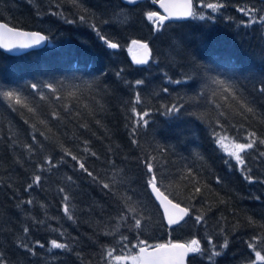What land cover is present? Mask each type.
Returning a JSON list of instances; mask_svg holds the SVG:
<instances>
[{"label":"trees","instance_id":"trees-1","mask_svg":"<svg viewBox=\"0 0 264 264\" xmlns=\"http://www.w3.org/2000/svg\"><path fill=\"white\" fill-rule=\"evenodd\" d=\"M259 2L196 0L190 20L156 28L150 0H0V20L49 39L23 55L0 50V264H111L135 255L138 241L193 239L200 251L189 264H262ZM134 40L150 45L147 66L132 63ZM218 135L252 143L243 164ZM153 176L189 208L181 226L165 224Z\"/></svg>","mask_w":264,"mask_h":264},{"label":"water","instance_id":"water-1","mask_svg":"<svg viewBox=\"0 0 264 264\" xmlns=\"http://www.w3.org/2000/svg\"><path fill=\"white\" fill-rule=\"evenodd\" d=\"M145 0H136L135 3L129 4L127 3V0H121L122 3L129 5V6H135L138 3H141ZM160 13L156 14V17L158 18V21L156 22V26L159 22H165V21H177V22H185L188 21L191 17H185L181 14L186 10L185 5L187 3V0H152ZM192 5V1H191ZM193 11V7H192ZM164 18V19H162ZM0 24L7 25L4 22H0ZM8 28H11L12 31L9 32ZM23 33V34H21ZM31 33H40L35 31H27L22 30L18 28H13L7 25L6 28H0V50L10 54V55H22L25 53H28L30 51L41 49L46 46L47 44V37L44 42H42L39 45L33 44V37L31 36ZM23 44H29L32 45L31 47H21ZM147 44V50L141 47L142 44L134 45L133 52L131 55V61L139 66L144 67L149 64L150 62V48L148 43ZM148 59L147 64H137L136 60L140 59L142 57H145ZM158 188V187H157ZM152 191V195L157 201V203L160 205L161 210L164 214V218L166 220V223L168 224V217L172 216L173 218H179L182 213H180V209H185L184 207H181L179 204L171 200L164 192H162L158 188V193L153 192L152 186L150 187ZM169 201L171 203H169ZM173 205H178V207H173ZM187 210V209H186ZM188 212V210H187ZM186 218V216H185ZM184 218V220H185ZM183 221L180 222V224ZM176 226V225H172ZM181 244L188 246L185 243H172V244H166L168 247L164 249L158 248V246L153 248H147L145 247V252L139 254L140 256V263L139 264H188L187 260L192 252H184L183 249H177L173 248L172 245ZM140 250V249H139ZM183 253V255H181Z\"/></svg>","mask_w":264,"mask_h":264},{"label":"snow or ice","instance_id":"snow-or-ice-1","mask_svg":"<svg viewBox=\"0 0 264 264\" xmlns=\"http://www.w3.org/2000/svg\"><path fill=\"white\" fill-rule=\"evenodd\" d=\"M135 2H136V0H127V3H129V4H133ZM205 6L207 8L212 9L213 11H215L218 7H222V5L213 4V3H208ZM185 8H186V10L181 15L182 16H185V17H192L194 15V13L192 11L191 0H187V3L185 5ZM240 11H244V9H240ZM250 11L251 10H249L248 12H245V14L246 15H250ZM155 15H156L155 12L150 13L149 16H148V19L151 20ZM200 18L203 19L204 17L201 16ZM81 19H83V17H81ZM162 19H164V18H162ZM261 22L264 23V18H262V21ZM6 27H7V25L0 24V28H6ZM8 31L11 32L12 29L11 28H8ZM21 34H23V33H21ZM31 36L33 37V44H36V45H39V44H41L42 42H44L46 40V37L44 35L40 34V33H31ZM132 43L133 44H137L139 42L134 40ZM31 46L32 45H29V44H23V45H21V47H24V48L31 47ZM107 47L109 49H116L118 47V45H117V43H111V42H109V43H107ZM141 47L144 48L145 50H147V47L148 46H147V44H142ZM136 63L137 64H140V65L147 64L148 63V59L145 56V57H142L140 59H137L136 60ZM136 83H137V85H139L142 82L141 81H136ZM177 83H179V81H177ZM217 83L223 84L222 81H217ZM31 87L35 90L37 88V85L36 84H33ZM46 87L49 88V89H52L53 88V86L51 84L46 85ZM261 91H264V89H261ZM5 95L8 98H12L14 94H13V92L9 91ZM137 101H139V97L138 96H137ZM16 102L17 103H20V100H19L18 97L16 99ZM248 111H252V109L249 108ZM133 112H135V108H133ZM145 123H147V121H145ZM236 148L239 151H244L246 148H252V143L238 144V145H236ZM230 155L231 156H235L236 161L239 162L240 164H243L244 161L242 160V158H241V156L239 155L238 152H231ZM72 159L75 160L76 157L73 156ZM80 168L81 169H84V165L81 164L80 165ZM84 170L87 171V169H84ZM148 170H149V172L152 171V167L150 165L148 166ZM89 175L91 176V173H89ZM39 179H40V177L37 176L36 177V180L38 181ZM155 181H156V177L153 176L148 181V184H150L152 186L153 192H157L158 193L159 190H158V188L156 186ZM29 187H31V185H29ZM108 187H109L108 184H104V188H108ZM197 191H199V190L197 189ZM65 199H67V197H65ZM29 203H31V201H29ZM169 203H171V202L169 201ZM173 207L174 208L175 207H178V205H173ZM64 211H65V213H67L68 212V208L65 207ZM180 213H182V215H180L179 218H173L172 216H169L168 217V225L169 226H172V225L179 226L180 222L181 221H184L185 216L188 215V212H187L186 209H180ZM68 218L71 219L72 217L69 216ZM201 219L202 218L200 216H197L196 217V221L197 222L200 221ZM135 226H136V228L138 230H142L141 229V220L140 219H135ZM24 231L27 232L28 229H24ZM126 244H127V238L125 237V239L123 241H121L119 247H124ZM138 244L144 245V246L140 247V252L141 253H144L145 252V247H146L144 241H138ZM193 246H197V247H193ZM249 246L251 247V245H249ZM52 247L53 248H56V249H63V248L66 247V245L61 244V243H57L55 240H53L52 241ZM166 247H168V246L167 245H159L158 246V248H160V249H164ZM172 247L173 248H177V249H183L184 252H198L199 251L198 241L195 240V239H193L191 241V244L189 246H185V245H181V244H176V245H172ZM109 255H111V253H109ZM181 255H183V253H181ZM256 258L258 260H264V256H261L260 252H256ZM116 259L119 260L120 257L117 256ZM134 259H139V257H134Z\"/></svg>","mask_w":264,"mask_h":264},{"label":"rangeland","instance_id":"rangeland-1","mask_svg":"<svg viewBox=\"0 0 264 264\" xmlns=\"http://www.w3.org/2000/svg\"><path fill=\"white\" fill-rule=\"evenodd\" d=\"M203 5V2L201 3ZM217 143L220 146V148L229 156L231 152H238L239 155L241 156V154L247 149H245L244 151H239L236 148V145H238L239 143H236L235 141H233L230 137L228 136H218L217 137ZM235 159V156H231ZM16 207L19 209V206L16 205ZM27 206H22V208H25ZM137 257V255L135 256ZM111 264H138V259H134L133 258H120L119 260L116 259V256H114L111 259Z\"/></svg>","mask_w":264,"mask_h":264},{"label":"bare ground","instance_id":"bare-ground-1","mask_svg":"<svg viewBox=\"0 0 264 264\" xmlns=\"http://www.w3.org/2000/svg\"><path fill=\"white\" fill-rule=\"evenodd\" d=\"M150 46V45H149Z\"/></svg>","mask_w":264,"mask_h":264}]
</instances>
